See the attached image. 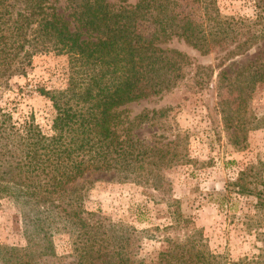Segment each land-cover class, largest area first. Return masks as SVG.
Segmentation results:
<instances>
[{"label": "trees", "instance_id": "1", "mask_svg": "<svg viewBox=\"0 0 264 264\" xmlns=\"http://www.w3.org/2000/svg\"><path fill=\"white\" fill-rule=\"evenodd\" d=\"M65 2L66 19L48 0H0V92L13 77H25L34 55L53 53L67 60L62 90H35L50 104L46 131L31 113L14 116L18 102L0 106V201L18 205L27 217L25 247L0 245V264L46 263L55 257L51 236L57 232L71 238L70 264H263L260 255L231 261L208 250L175 204L167 205L172 222L161 229L133 227L147 220L144 201L127 209L131 224L85 212L76 181L87 173L111 172L122 181L158 190V171L176 156V149L171 147L166 159L165 149L144 144L132 130L163 117L165 110L128 119L119 108L169 92L184 78L185 57L161 47L173 38L201 52L222 53L220 62L264 42V0H252L250 17L223 16L215 0ZM226 69L217 77L234 89L237 102L250 85L264 82L261 58ZM178 159L187 162L184 154ZM213 203L230 214L237 231L264 247L259 162L241 169ZM144 240H154L158 249L145 252Z\"/></svg>", "mask_w": 264, "mask_h": 264}, {"label": "rangeland", "instance_id": "2", "mask_svg": "<svg viewBox=\"0 0 264 264\" xmlns=\"http://www.w3.org/2000/svg\"><path fill=\"white\" fill-rule=\"evenodd\" d=\"M135 1L120 3L119 0H110L115 5H131ZM48 2L66 19L65 0ZM215 2L223 16L250 17L253 14L252 0ZM161 47L185 57L184 78L171 91L126 104L119 111L132 119L139 114L146 113L149 117L151 111L165 110L163 117L143 122L132 130V135L146 145L165 149L168 152L166 159L170 157V148L174 147L176 156L161 165L158 190L122 181L111 172L85 174L76 181L82 189L83 210L98 213L110 222L131 224L127 209L144 201L149 209L147 220L134 223L133 227L137 230L161 229L172 222L167 205L175 204L199 230L201 241L208 250L231 261L260 255L264 264L262 244L256 242L253 236L237 231L230 214L221 213L213 203L215 194H222L225 186L232 183L246 165L259 162L264 177V82L250 85L245 98L237 102L234 89L224 87L225 82L219 83L217 77L218 71H226L227 66H240L255 58L264 60V42H259L241 56L223 62L218 60L222 53L201 52L180 39L173 38ZM199 67L211 68V72L201 74L197 69ZM66 76L65 56L53 53L34 55L25 77H13L9 87L0 92V106L12 107L13 101L14 104L18 102L14 116L31 113L39 127L46 131L51 118L50 104L35 90H62ZM229 124L238 126V129L229 128ZM178 154H184L187 162L180 163ZM239 213L238 209L235 214ZM23 219L27 220V217L22 216L21 207L9 200L0 201L1 246L25 247L24 229L27 227ZM177 233L181 236V232ZM174 235L177 234L169 236ZM51 241L55 257L44 264H70L73 259L69 235L57 232L51 236ZM158 247L154 240L143 241L145 252Z\"/></svg>", "mask_w": 264, "mask_h": 264}]
</instances>
